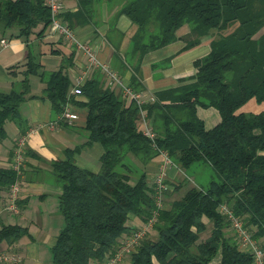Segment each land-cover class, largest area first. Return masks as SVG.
<instances>
[{
    "label": "trees",
    "instance_id": "obj_1",
    "mask_svg": "<svg viewBox=\"0 0 264 264\" xmlns=\"http://www.w3.org/2000/svg\"><path fill=\"white\" fill-rule=\"evenodd\" d=\"M87 2L79 0L75 16L88 11ZM118 13L134 25L130 48L120 55V74L137 62L129 78L137 91L142 88L137 78L142 56L176 39L183 24L189 31L181 50L210 32L214 37L208 53L194 60L191 81L158 90L154 100L141 105L128 100L118 85L105 86L99 71L81 84L85 99H75L69 95L71 56L49 70L28 50L17 84L0 90V142L8 121L22 129L20 105L30 94L29 76L36 74L44 83L40 97L50 101L54 113L68 101L86 108L85 143L97 141L103 147L96 171L76 164L70 148L64 159L51 162L63 218L51 246L52 264H101L135 229L130 216L142 222L150 216L155 187L133 157L146 163L160 150L185 172V180L186 169L199 160L212 166L218 179L191 185L168 202L164 194L169 188L164 189L152 225L155 236L145 233L126 254V264H254L251 253L238 246L219 205L227 204L256 239L264 236V107L242 108L248 101L264 104V0H125ZM49 23L45 0H0V35L14 29L9 36L26 45ZM198 107L215 108L217 122L207 127ZM141 112L153 139L142 131ZM16 177L10 164H0V204ZM208 223L211 228L202 238ZM25 232L23 226L2 224L0 240L12 242ZM259 245L264 250V243Z\"/></svg>",
    "mask_w": 264,
    "mask_h": 264
},
{
    "label": "crops",
    "instance_id": "obj_2",
    "mask_svg": "<svg viewBox=\"0 0 264 264\" xmlns=\"http://www.w3.org/2000/svg\"><path fill=\"white\" fill-rule=\"evenodd\" d=\"M61 1L64 5L63 18L73 28L76 36L90 44L97 57L109 64L123 81L129 84L130 75L133 73L132 68L137 62H134L132 66L128 65L120 74L121 64H123L120 58L124 60L122 56L130 48V36L134 29L130 19L125 14L118 13L119 6L125 0H88L86 4L88 11L80 12L77 16L74 14L78 10L79 0ZM67 13L71 14L66 18ZM10 31L15 30L10 29ZM10 31L0 35V90H8L12 85L17 84L28 50L37 56L44 69L49 70L64 63L66 56H71L70 64H67L71 79L69 95L75 99L84 100L85 97L82 94H73L72 88L78 82L82 84L96 71H99L105 86L118 87L110 85L104 72L91 66L81 50L65 41L50 27L42 35L31 34L26 45L22 39L9 36ZM188 31L189 26L183 24L176 31L178 36L176 39L161 47L148 50L142 56L137 78L142 84V88L138 91L145 102L158 90L192 80L196 70L194 60L208 53L210 40L214 34L210 32L203 35L196 45L181 50L185 43L183 36ZM1 39L7 40V43L3 45ZM29 83L30 94L20 105V113L25 120L24 125L20 129L11 122L13 125L10 124V128L13 135L10 136L6 132V137L0 142V164H10L16 138L33 129L28 133L25 143L24 168L19 182V211L12 213L1 210L0 212V226L17 224L25 227L26 232L12 242L0 240V251L15 252L21 257L20 262H1L0 264H52L51 246L63 224V218L58 205L60 186L55 180L51 162L64 159L66 150L70 148L73 149L72 156L76 164L96 171L99 167V157L103 152L99 142L85 143L87 139V133L83 128L85 107L68 101L77 117L71 120L59 118L58 113L53 112L50 101L40 97L44 83L39 76L31 74ZM198 114L204 119L207 127L212 126L219 118L213 107H198ZM26 150H28L27 153ZM161 158V154H158L146 163H142L135 157L133 160L146 170L148 179L152 180ZM166 173L169 190L164 194V202L180 195L172 191L182 182L185 184L181 190L186 186L185 172L175 164L167 166ZM176 193H178L177 196H175ZM7 198L8 191H4L3 203ZM129 220L130 224L132 220L133 227L143 223L136 216H130ZM215 262H218V259Z\"/></svg>",
    "mask_w": 264,
    "mask_h": 264
},
{
    "label": "built area",
    "instance_id": "obj_3",
    "mask_svg": "<svg viewBox=\"0 0 264 264\" xmlns=\"http://www.w3.org/2000/svg\"><path fill=\"white\" fill-rule=\"evenodd\" d=\"M45 4L48 6L50 11V23L49 27L52 31L58 33L65 41L74 45L77 49L81 50L87 57V60L91 66L99 68L106 77L110 85H118L121 88L122 94L128 100H134L138 105H141L145 102L142 99L139 91L134 90L129 84H126L123 79L113 70L109 64L104 61H101L94 50V48L87 42L81 41L77 36L73 28H71L64 20V5L61 0H45ZM1 43L5 45L7 40L1 39ZM73 94H82L81 84L78 82L76 86L72 88ZM149 100H154V96L151 95ZM59 118L74 119L77 117L76 112L71 109V106L66 102L61 110L58 113ZM141 122H142V131L149 138H154V132L151 128L149 120L146 119L144 113L141 112ZM54 124V122H53ZM21 134L15 140V145L13 149L11 167L17 173L16 179L10 183L8 186V198L6 202L0 204L1 210H7L12 213H17L19 211L18 198H19V189H20V177L24 168L25 160V143L27 135L30 131ZM162 156L161 161L158 164L155 172L152 176V182L155 187V208L152 209L150 216L143 222L141 228H135L132 232L125 236L119 245V247L107 255L101 264H124V259L126 254L134 250L137 243L147 232V229L151 228L154 222L157 219V214L162 206V196L163 190L169 188V184L166 180V168L170 164H174L164 150H160ZM220 212L228 220L232 231L238 242V246L241 250L251 253L254 264H264V250L259 245L257 239L252 235L251 229L245 225L244 221L240 216L236 215L233 210L225 203L219 205ZM21 257L15 252H5L0 251V263L5 262H20Z\"/></svg>",
    "mask_w": 264,
    "mask_h": 264
},
{
    "label": "rangeland",
    "instance_id": "obj_4",
    "mask_svg": "<svg viewBox=\"0 0 264 264\" xmlns=\"http://www.w3.org/2000/svg\"><path fill=\"white\" fill-rule=\"evenodd\" d=\"M263 107H264V104L263 103H256L255 101H248V103H245V104L242 105V108L243 109H246V110L251 109V110H256V111L259 110V109H261V108H263ZM12 123H11V121H8L5 124L6 132L10 136L13 135V131H11V128H10V124H12ZM186 174H187V176L190 179L186 180V186L184 187V189L181 190V187L185 184L183 182L182 184H180V186H178L172 192L181 193L184 190H186L188 187H190L191 185H202V186H206L210 180H212V179H218V174L215 171V169L212 166H210L208 163H206L204 161H201V160L196 161L188 169H186ZM178 193H176L175 196H177ZM128 223H130V220L129 219H128ZM132 224H133V222L131 220V225ZM142 224L143 223H140L135 228H141L142 227ZM209 227L211 228L210 223H208V227L202 233V236L206 237L208 235ZM147 232L146 233L149 234L148 236H150V237H152V236L154 237L155 236V231L153 230L152 227L149 228V229H147ZM257 241H258V243L263 244L264 243V236H262L259 239H257ZM216 259H218V257H216ZM126 262L127 261L125 259L124 263L126 264Z\"/></svg>",
    "mask_w": 264,
    "mask_h": 264
}]
</instances>
